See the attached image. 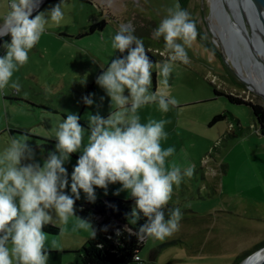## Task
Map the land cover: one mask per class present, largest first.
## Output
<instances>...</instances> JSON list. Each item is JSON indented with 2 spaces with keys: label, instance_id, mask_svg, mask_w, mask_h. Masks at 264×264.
Instances as JSON below:
<instances>
[{
  "label": "rangeland",
  "instance_id": "374dc122",
  "mask_svg": "<svg viewBox=\"0 0 264 264\" xmlns=\"http://www.w3.org/2000/svg\"><path fill=\"white\" fill-rule=\"evenodd\" d=\"M91 1L93 6L64 0V20L60 25L47 26L39 43L29 52V62L13 74L12 82L21 85L19 92L11 87V82L0 91V130L15 122L28 124L39 120L40 116L28 112L26 107L18 108L22 107L19 104L22 97L65 109L67 114H78L81 120H88L90 114L105 113L111 107L110 97L96 79L112 59L123 55L112 49L111 37L120 25H127L142 39L145 49L157 55V62L163 63L169 53L163 37L154 38L153 31L167 10L178 2L191 14L198 31L193 46L186 49L190 63L176 61L167 86L162 78L158 82L156 75L155 88L152 77L151 91H166L179 105L170 106L164 113L157 104H149L139 109L138 114L142 123L168 121L165 125L168 137L161 142L162 146L174 147L176 153L169 159L182 167L191 165L194 174L174 186L167 206L180 208V230L164 239L147 238L140 257L146 264L153 256L154 264L171 261V264H241L247 253L264 243V137L256 130L249 105L232 103L225 95H216L215 89L254 103H264V99L244 81L235 64L241 63L248 74L247 65L253 62L239 26L235 28L242 41L230 29L229 22L234 19L231 6L228 8L227 0H216L215 11L210 0H186V5L180 0ZM61 2L48 3L41 11ZM234 2L237 4V0ZM8 4L9 0H0V23ZM102 17L110 22L106 29L78 42L60 38L61 32H78L80 23H93ZM240 26L243 28L244 23ZM252 39L254 42L253 36ZM2 45L0 57L6 54ZM152 72L156 74L157 70L153 68ZM45 86L50 90L46 91ZM87 92L94 94L91 107L82 99ZM220 113H226L227 117L210 126L213 117ZM88 135L85 132V143ZM0 145L4 142L0 141ZM121 187L119 183L111 184L107 192L96 188V199L109 196L133 200L127 191L116 194ZM82 196L85 194L81 190L79 200L87 201ZM172 240L177 242L158 250Z\"/></svg>",
  "mask_w": 264,
  "mask_h": 264
},
{
  "label": "clouds",
  "instance_id": "9594fccd",
  "mask_svg": "<svg viewBox=\"0 0 264 264\" xmlns=\"http://www.w3.org/2000/svg\"><path fill=\"white\" fill-rule=\"evenodd\" d=\"M40 4L41 0H9L0 23V37L11 36V41L2 45L6 54L0 57V91L11 82V87L19 92L21 85L12 82L14 72L29 62V52L39 43L47 26L60 25L64 20V0L47 11L37 12ZM153 36L165 41L169 58L163 63L150 59L142 39L127 25H120L111 37L112 49L127 55L112 59L106 70L102 68L96 83L110 97L115 110L107 118L99 113L88 116L87 143L80 116L69 113L53 128L57 143L43 166L35 161V150L26 139L14 138L0 153V264H48L50 251L60 250L61 244L59 239L49 240L44 228L67 225L71 217L76 218L73 232L90 230L91 238H95L92 223L77 216L76 201L82 190L87 201L94 203L96 188L107 192L109 185L116 183L122 186L117 195L127 191L135 201L131 223L136 224L141 213L146 218L135 233L139 241L164 239L180 230V208L167 206L174 186L191 178L194 169L169 159L176 149L164 148L161 143L168 137V121L142 123L138 110L157 104L161 112L167 113L170 106L179 105L168 92L151 91L152 69L157 70L158 82L162 78L167 86L173 64L190 63L186 49L193 46L198 31L191 14L177 2L167 10ZM45 89L50 90L47 86ZM93 95L82 98L85 105L94 104ZM78 152L81 155L69 178L65 163ZM59 235H64V228Z\"/></svg>",
  "mask_w": 264,
  "mask_h": 264
},
{
  "label": "trees",
  "instance_id": "16d2710c",
  "mask_svg": "<svg viewBox=\"0 0 264 264\" xmlns=\"http://www.w3.org/2000/svg\"><path fill=\"white\" fill-rule=\"evenodd\" d=\"M56 1L49 0L48 2ZM87 1L89 0H81ZM182 5H186V0H180ZM35 15V14H34ZM107 26V21L103 18L97 20L83 28V32L79 36L88 35L96 31L103 30ZM5 41L10 42L11 36H5L0 40V44ZM146 50V49H145ZM147 51V50H146ZM147 55L153 62H157L156 54L147 51ZM154 80L156 74H153ZM216 95H225L232 103L245 104L252 108L256 130L258 134L264 137V103H254L243 98L227 94L223 91L215 89ZM227 117L226 113H220L213 117L210 126L224 120ZM240 127V133L243 134V128ZM77 157L75 154H72ZM135 207V201L124 200L121 198L106 197L104 199H96V201H76L77 216L90 221L96 230L95 238H89L83 246L80 253V258L76 264H146L140 253L145 246V240L139 241L135 234L139 226L146 223V218L140 214V219L136 224L131 223V213ZM165 217L168 218V211L165 210ZM44 231L51 235L60 233V227L48 225ZM264 247V243L256 250ZM254 251L247 253L246 257ZM139 257V259L137 258Z\"/></svg>",
  "mask_w": 264,
  "mask_h": 264
},
{
  "label": "crops",
  "instance_id": "0c3cea01",
  "mask_svg": "<svg viewBox=\"0 0 264 264\" xmlns=\"http://www.w3.org/2000/svg\"><path fill=\"white\" fill-rule=\"evenodd\" d=\"M48 1L49 0H42L37 12H40L42 8L48 3L58 2L62 0H56V1H51V2H48ZM73 1L81 2L79 0H73ZM89 1L90 2H87L85 4H88L89 6H93L94 3L91 0ZM37 12H34V14H37ZM102 18L105 19L104 17ZM90 24L92 23L91 22L89 24L80 23L79 25L81 29L78 32H69V31L61 32L60 38L63 40L65 39L69 41L78 42L79 39L83 37L91 36L94 33L98 32L96 31L88 35L79 36V34L83 32V28L86 26H89ZM109 26H110V22L107 21V26L104 29H106ZM1 45L2 44H0V46ZM153 81H154V87L156 88L157 79L154 80V77H153ZM90 87L91 89H93V91L96 90L95 87H92V86ZM87 94L89 95V92H87ZM19 104H21L22 107H18V108H23L24 106L27 108L26 110L28 112L35 114L36 117L40 116L39 120L37 122H28V124H20V123L15 122L16 124L10 125L9 128H6V129L4 128V130H0V141L4 142V145H0V153H3L4 149L10 145L11 141L14 138L20 139V140L26 139L27 142L32 145L31 147L35 150V161L39 162L42 165L44 160L47 157L45 156L44 149L40 147V143H43L44 141L55 142V144L57 143V141L55 140V133L53 131V128L63 118L66 119L68 114L65 109L60 110V109L53 107L52 105L39 104L35 102V100L32 98L29 99L27 97H22ZM114 110H115L114 107L113 108L110 107L105 113L101 114V116L107 118L109 113ZM36 112H39V113H36ZM80 123L85 128L86 132L90 134V132L88 131L89 121L80 119ZM55 144H54L53 150H55ZM74 154L77 157L81 155V153L79 152L74 153ZM77 160L78 158L72 155L70 160L65 163V167L68 170L69 177L71 175V172L73 171L74 166L77 163ZM106 197H109V196H106ZM75 223H76V218L71 217L67 225L59 226L60 229L64 228L63 236H60L59 234L57 235L49 234V240L59 239V242L61 244V249L50 251L48 264H76V262L79 260L80 258L79 252L81 251L83 246L87 243L91 235H90V230H78V231L73 232L72 228Z\"/></svg>",
  "mask_w": 264,
  "mask_h": 264
},
{
  "label": "water",
  "instance_id": "95a60500",
  "mask_svg": "<svg viewBox=\"0 0 264 264\" xmlns=\"http://www.w3.org/2000/svg\"><path fill=\"white\" fill-rule=\"evenodd\" d=\"M81 1V0H79ZM42 2V0H41ZM84 3H87V1H81ZM239 2L242 5V15L244 19V26H243V38H244V44L246 47L247 52L250 54V56L254 59L255 63H260L261 66H263L264 69V57H262L261 53L259 52V44L261 43L260 40H258L257 45H255V41L253 42L252 37L248 34V29L246 24H248L251 28V31H257V38L260 39V37L264 38V0H239ZM250 6H249V5ZM249 6V7H248ZM251 8V11L249 10ZM253 9H256L258 14L262 17V22H259V20L255 19V23L258 24L255 25L252 23V18H251V12ZM249 10V11H248ZM259 23H262L263 29H261ZM259 35V36H258ZM259 43V44H258ZM264 73V70H263ZM264 99V89L262 92L257 91ZM55 142L51 141H44L43 143L40 144V147L44 149L45 151V156L47 157L49 152L53 150ZM177 240H172L169 242H166L162 244L158 250H161L165 246L175 244ZM154 256L150 258V261L148 264H154ZM173 261L169 262L168 264H171ZM241 264H264V247L256 250L249 256H247Z\"/></svg>",
  "mask_w": 264,
  "mask_h": 264
},
{
  "label": "bare ground",
  "instance_id": "6f19581e",
  "mask_svg": "<svg viewBox=\"0 0 264 264\" xmlns=\"http://www.w3.org/2000/svg\"><path fill=\"white\" fill-rule=\"evenodd\" d=\"M210 2H211V6L214 8V11H215L216 8H217V6H218L216 0H210ZM227 2L229 3L228 4V8H230V6H231V8H232L231 10H232V13H233L232 14L233 15V18L236 20V21H234V19H233V20H231L229 22L230 29L234 33H236L235 34L236 38H238L239 40H241V39H243L242 38V35H240L238 33V31L235 28V26L236 25L239 26L240 30L243 32V28L240 26V24L243 25V23H244V19H243V15H242V13H243V11H242V5L239 2V0H237L238 6H237L236 2H234V0H227ZM249 10L251 11V8H249ZM254 17H256V19L259 20V22H262V17L258 14V12L256 11V9H253L252 12H251V18H252L251 20H252V23L255 24V22L253 20ZM259 25H260L261 29H263L262 23H259ZM246 26L249 28V31H248L249 32V35L251 37L253 36L254 41L255 42H258V40H260L261 43L260 44L258 43L259 44V52L261 53L262 57H264V38L263 37H260V39H258L257 38V34H258L257 31L256 30L255 31H251V28H250V26L248 24H246ZM243 41H244V39H243ZM255 45H257V44H255ZM228 49H229L230 54L234 58V53H233L232 49L230 47ZM249 56H250V54H249ZM250 59H251V61L253 63L247 65L248 67H250V71H249L250 73H248V74L246 73V70H245L244 66L241 63H239V62L236 61L235 64H236L237 68L239 66L238 70L241 73V75L243 76V78L245 79L244 81L246 83H249V85L254 90L259 91V92H262L263 89H264V73H263V70L264 69H263V66H261L260 63H255L254 59L251 56H250ZM246 64H247V62H246ZM255 70L256 71L258 70V72H257L258 73V76H257Z\"/></svg>",
  "mask_w": 264,
  "mask_h": 264
},
{
  "label": "flooded vegetation",
  "instance_id": "af4514ba",
  "mask_svg": "<svg viewBox=\"0 0 264 264\" xmlns=\"http://www.w3.org/2000/svg\"><path fill=\"white\" fill-rule=\"evenodd\" d=\"M5 37V36H4ZM3 37H0V40L2 39Z\"/></svg>",
  "mask_w": 264,
  "mask_h": 264
},
{
  "label": "built area",
  "instance_id": "2783aa9c",
  "mask_svg": "<svg viewBox=\"0 0 264 264\" xmlns=\"http://www.w3.org/2000/svg\"><path fill=\"white\" fill-rule=\"evenodd\" d=\"M139 259V257H137Z\"/></svg>",
  "mask_w": 264,
  "mask_h": 264
}]
</instances>
